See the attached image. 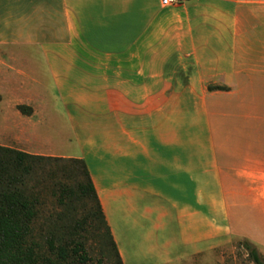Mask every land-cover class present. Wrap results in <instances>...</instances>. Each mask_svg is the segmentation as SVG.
Wrapping results in <instances>:
<instances>
[{
    "label": "crops",
    "instance_id": "1",
    "mask_svg": "<svg viewBox=\"0 0 264 264\" xmlns=\"http://www.w3.org/2000/svg\"><path fill=\"white\" fill-rule=\"evenodd\" d=\"M0 57L7 77L28 76L17 63L33 60L52 78L63 64L101 78L113 154L135 143L122 119L153 120V205L138 207L136 173L88 172L120 255L115 217L137 209L153 229L173 225L181 245L220 231L264 245V0H0ZM31 107L23 135L37 137ZM184 120L198 129L180 133Z\"/></svg>",
    "mask_w": 264,
    "mask_h": 264
},
{
    "label": "rangeland",
    "instance_id": "2",
    "mask_svg": "<svg viewBox=\"0 0 264 264\" xmlns=\"http://www.w3.org/2000/svg\"><path fill=\"white\" fill-rule=\"evenodd\" d=\"M36 54L32 52L30 56L36 57ZM17 64L31 69L28 76L7 77L4 63L0 62V144L23 151L31 149L33 151L28 153L32 154L56 157L36 161L25 180L27 190L35 196L31 238L38 242L40 252L52 260L54 255L48 251L45 240L48 235L82 241L88 259L82 263L71 261L66 264H113L107 227L97 214L91 195H80L76 190V183L85 181V176L79 163L71 158L82 156L80 158L87 173L93 176L108 168L116 173L114 178L133 183L136 173L138 185L146 191L138 201V207L151 206L153 126L150 123L153 120L149 117H137L136 121H133L134 118L122 119L126 135L134 138L135 143L124 142L127 145L126 155L113 154L106 133L112 127H107V118L102 117L101 78L86 75L71 77L67 64H63L62 72L53 78L37 61ZM49 64L54 74V65L52 62ZM22 82L25 87H22ZM17 104L30 106L29 113L31 106H38V121L32 127L37 137L23 135V117L29 113H21L16 108ZM175 126L180 133L198 129L197 125H188L185 120ZM201 156L204 157V154ZM211 178L208 172L209 189L215 192ZM206 206V217L217 220L219 213L208 216L210 208ZM114 226L121 255L113 241L114 248L121 264H255L241 244L244 239L253 243L264 262V245L245 236L220 231L195 244L181 245L172 231L173 225L153 229V214L140 216L138 209L134 213L117 214ZM199 228L211 232L206 223L200 224Z\"/></svg>",
    "mask_w": 264,
    "mask_h": 264
},
{
    "label": "trees",
    "instance_id": "3",
    "mask_svg": "<svg viewBox=\"0 0 264 264\" xmlns=\"http://www.w3.org/2000/svg\"><path fill=\"white\" fill-rule=\"evenodd\" d=\"M208 88L221 86L208 85ZM16 108L21 113L30 110V107L24 104H17ZM42 158L56 157L32 154L0 144V264H66L71 261L82 263L88 259L80 239L66 240L48 235L45 240L48 251L54 255L52 260L40 252L38 242L31 238L35 196L27 190L25 180L33 171L36 161ZM71 160L79 163L85 176V181L76 183V190L80 195H91L96 212L107 227L83 160L80 157ZM107 234L113 250V264H121L108 227ZM241 244L253 263L264 264L253 243L244 239Z\"/></svg>",
    "mask_w": 264,
    "mask_h": 264
},
{
    "label": "built area",
    "instance_id": "4",
    "mask_svg": "<svg viewBox=\"0 0 264 264\" xmlns=\"http://www.w3.org/2000/svg\"><path fill=\"white\" fill-rule=\"evenodd\" d=\"M180 0H159L161 5H173L178 3Z\"/></svg>",
    "mask_w": 264,
    "mask_h": 264
}]
</instances>
